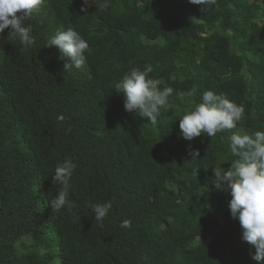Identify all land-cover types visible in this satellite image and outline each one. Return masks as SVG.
Returning a JSON list of instances; mask_svg holds the SVG:
<instances>
[{
    "label": "trees",
    "instance_id": "trees-1",
    "mask_svg": "<svg viewBox=\"0 0 264 264\" xmlns=\"http://www.w3.org/2000/svg\"><path fill=\"white\" fill-rule=\"evenodd\" d=\"M101 3L81 11L83 0H44L25 21L36 41L27 50L10 26L0 34V264H264L241 239L230 194L213 184L214 170L236 159L230 135L264 131V0H217L206 11L189 0ZM67 28L89 43L85 69L67 70L46 45ZM146 65L160 90H174L156 125L126 111L116 91ZM206 90L243 105L244 117L186 140L179 119ZM65 159L77 165L74 207L54 213L61 186L51 180ZM108 201L97 221L91 206ZM52 232L57 251L45 244Z\"/></svg>",
    "mask_w": 264,
    "mask_h": 264
},
{
    "label": "clouds",
    "instance_id": "clouds-1",
    "mask_svg": "<svg viewBox=\"0 0 264 264\" xmlns=\"http://www.w3.org/2000/svg\"><path fill=\"white\" fill-rule=\"evenodd\" d=\"M190 3L201 5L206 11L215 5L217 0H189ZM44 0H0V34L10 26V32L18 38L27 50L35 45L31 26H26L25 21L38 13ZM95 4V0H83L81 11ZM110 0H103L99 5L101 11L109 7ZM48 46H56L61 58H67L65 68L85 69L87 66L86 53L90 54L89 43L73 28L57 30L48 42ZM152 67L146 65L143 70L131 68L122 81L117 85V92L124 97V108L128 112H137L139 116L146 117L156 125L160 116V109L165 107L173 94L172 87L158 88L159 81L153 79L150 73ZM193 88L189 95L195 93ZM243 105H237L223 94L214 90H206L202 95V102L187 111L179 119V128L184 139L192 140L201 133L214 137L218 132L232 130L244 117ZM60 120L64 117L60 116ZM230 153L235 160L225 170L220 167L214 170V187L217 191L229 193L228 202L231 217L238 218L242 229V241L248 242L256 249L252 259L264 261V131H254L242 134L233 133L229 137ZM192 157H198V150H190ZM71 159L58 163L52 176V183L61 186L58 194L51 198L54 213L65 207L70 211L74 204L69 199V181L76 168ZM97 221H103L112 204L110 201L97 203L91 206ZM39 219H42L40 217ZM77 219H79L77 217ZM121 227H131V222L125 220ZM51 240L47 238L46 245L54 250L55 241L59 242L56 232L50 233Z\"/></svg>",
    "mask_w": 264,
    "mask_h": 264
},
{
    "label": "rangeland",
    "instance_id": "rangeland-1",
    "mask_svg": "<svg viewBox=\"0 0 264 264\" xmlns=\"http://www.w3.org/2000/svg\"><path fill=\"white\" fill-rule=\"evenodd\" d=\"M54 251H57V249H54ZM56 263H59V258L58 257L56 258Z\"/></svg>",
    "mask_w": 264,
    "mask_h": 264
}]
</instances>
